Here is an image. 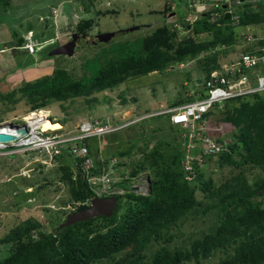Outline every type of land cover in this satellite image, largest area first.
<instances>
[{"label":"trees","instance_id":"obj_1","mask_svg":"<svg viewBox=\"0 0 264 264\" xmlns=\"http://www.w3.org/2000/svg\"><path fill=\"white\" fill-rule=\"evenodd\" d=\"M263 1L260 0L256 8L249 7L246 2L237 7L235 14L240 15L239 27L234 25L232 15L213 23L210 11L194 22L188 21L183 14L182 26L175 23L157 28L148 37L132 45L127 43L124 50L121 48L107 60L92 62L87 66L93 71L91 75H88L89 70L88 73L84 71L76 79L68 71L59 70L52 76L26 84L19 91L13 90L10 95L22 92L34 104L30 112L48 109L49 102L88 97L95 91L113 89L130 78L165 72L173 62L184 63L190 58L198 60L200 70L209 78L210 73L220 67L221 55L228 54L222 48L239 42L238 28L264 25ZM54 2L56 0L49 1ZM81 2L89 12V4ZM173 4L178 5L177 2ZM51 9L49 6L45 10L50 13ZM166 10L165 15L168 11L172 13L170 6ZM96 14L102 15V12L96 11ZM94 25L93 18L83 19L77 29L80 34L88 35ZM142 27L126 30L131 33ZM181 29L190 36L178 44L176 39ZM206 35L207 39L197 40ZM175 42L179 49L172 52ZM20 44L22 40L11 47L17 50ZM181 103L179 101L174 106ZM215 111L222 118L213 125H231L235 138L232 143L225 144L228 151L204 157L202 164L195 161L191 180L187 179L189 172L184 167L186 139L174 148L176 156L171 161L162 152L167 144H157L152 152L144 154V158L131 167L127 177H122L115 185L124 189V194L101 198L97 197L80 168L83 160L63 150L56 156V161L61 172L60 182L68 185L72 210L59 212L64 219L52 231L44 229L43 224L33 218L12 226L11 232L0 241L12 244L9 255L0 258V264H102L104 261H113L112 264H203L218 252L220 261L216 264H264V93L228 101L223 110ZM215 111L206 114L203 122L217 114ZM3 120L4 117L0 118V123L6 122ZM126 154L129 153L122 155ZM195 154L201 157L200 150ZM92 158L95 161L93 173L102 174L108 161L102 162L93 154ZM208 161H217L221 167L248 165L259 170L260 174L251 182L240 172L216 187L212 178L205 179L201 169ZM76 163L79 172H76ZM146 171L151 175L150 193L137 195L130 192L127 183L135 182ZM26 183L34 186L31 182ZM199 191L206 201L199 198ZM96 198H114L113 212L90 218L76 217L90 210ZM63 205L68 204L63 202ZM211 216L216 220L211 221ZM190 220L199 221V226L208 229L188 233L182 241L184 247H181L177 241L180 238L178 232Z\"/></svg>","mask_w":264,"mask_h":264},{"label":"rangeland","instance_id":"obj_2","mask_svg":"<svg viewBox=\"0 0 264 264\" xmlns=\"http://www.w3.org/2000/svg\"><path fill=\"white\" fill-rule=\"evenodd\" d=\"M49 1L0 0V113L2 112L0 118L4 117L3 121L22 120L34 106L22 92L11 96L13 90L19 91L26 84L52 76L59 70L68 71L76 79L80 78L84 71L88 73L89 70L88 75H91L93 71H90L88 65L107 60V57L118 53L121 48L124 50L127 43L132 45L135 41L148 37L155 29L166 25L170 27L178 23V26H182L183 14L186 16L191 14L196 16L195 18H200L204 14L203 11L201 13L195 11L204 0H182V5L178 0H56L52 4ZM81 1L89 4L91 8L89 12L85 10ZM259 1L249 0L247 5L256 8ZM176 2L180 6L174 7L173 3ZM49 6H52L50 13L45 10ZM169 6L172 13L168 11L165 15ZM96 11H101L102 15H97ZM107 11L110 12L105 13ZM89 18L95 20V25L88 30V37L99 38L106 33L119 35L104 41L99 38L91 44L82 43L84 40L80 38V45L78 42L75 45L83 47L72 50L70 45L73 44V34L79 33L77 29L79 23ZM186 18L191 22V17ZM140 26L144 28L131 33L126 30ZM256 32H259V29ZM179 34V38L176 39L178 44L190 36L189 33H183V29ZM207 38L206 35L197 40ZM19 40H22V44L14 50L15 48L11 46L17 45ZM30 41L36 43L33 54L24 49ZM176 42L172 52L179 49ZM243 46L244 42L240 38L235 46L227 50V56L225 54L220 60L226 63L230 56L237 57L243 52ZM204 78L198 60L190 58L184 63L173 62L165 72L130 78L113 89L95 91L88 97L49 102L48 109L42 108L44 112L39 115L43 119L61 122L63 125L61 133L70 134H74L81 122L90 116L102 121L112 119L118 124H124L139 116L163 109V104L174 106L182 100L185 103V93L190 89L202 90ZM92 100L94 101L91 103ZM221 118L222 115L217 113L206 119L204 125L206 128L211 126V129L205 132L225 144H230L235 138L234 128L224 123L213 125ZM15 123L21 124L20 121ZM186 133L183 128L173 126L168 116L160 115L148 117L117 133L89 139L88 144L94 156L99 158L102 154L108 161L117 159L119 163L116 166L115 177L122 178L127 177L131 167L141 161L144 154L152 152L160 142L167 144L162 152L168 156L169 161L174 159L176 156V153H173L174 148L184 143ZM228 150L227 148L226 151ZM125 153L129 154L122 155ZM121 168L123 170L121 172L124 173L119 172ZM201 169L205 179L212 178L216 187L240 172H243L251 182L260 174L259 170L248 165L242 168L230 164L221 167L217 161H208ZM149 174L146 171L140 175L149 183L147 195L151 191ZM60 177L59 162L50 154L39 151L10 157L0 154V241L11 232L12 226L28 218L38 220L44 229L50 231L62 222L64 216L61 217L59 212H67L72 210V207L69 205L68 185L60 182ZM26 182H31L34 186L30 187ZM134 183L132 180L129 181L127 189ZM198 196L204 200L201 191L198 192ZM63 202H67L68 205L63 207ZM211 218V221L216 220L213 216ZM198 222L190 220L179 229L180 232L177 231L180 234L177 241L181 247H184L182 241H185L188 233H199L202 229H208L199 226ZM210 224L211 222L208 223ZM11 246L12 244L0 242V258L9 255ZM218 253L213 254L203 264H216L220 261L217 258ZM112 263L113 261L102 262Z\"/></svg>","mask_w":264,"mask_h":264},{"label":"built area","instance_id":"obj_3","mask_svg":"<svg viewBox=\"0 0 264 264\" xmlns=\"http://www.w3.org/2000/svg\"><path fill=\"white\" fill-rule=\"evenodd\" d=\"M204 3L203 8L211 12L213 23L224 16L232 15L234 25L239 27L240 15L235 14V10L242 4L241 0H204ZM246 3H249V0H246ZM257 29L259 32H256ZM240 36L241 41L244 42L243 52H240L237 57L230 58L226 63L222 62L221 68L211 72L209 78L205 76L202 89L203 92H207L205 97L153 114L139 116L124 124H118L112 119L102 121L95 116H90L81 122L74 134L45 131L43 121L47 119L39 115L42 111L31 112L23 118L21 124H16L15 121L0 124V135L13 137L9 141H0V154L12 156L39 151L56 157L66 150L74 158L83 160L80 168L98 198L118 196L125 193L124 189L115 186L122 179L115 177L119 161L111 159L102 174H94L95 161L92 158L88 140L114 134L148 117L169 115L172 125L183 129L189 128L184 135V139L187 140L184 167L189 172L187 179L191 180L196 162L202 164L205 156L227 150L225 143L213 139L205 132L208 127L204 125V116L215 110H223L228 101L264 93V25L259 28L248 26L246 31L240 33ZM35 44L30 41L24 49L33 54ZM230 48L223 47L222 50ZM196 150H200L201 157L195 154ZM101 161L103 162L104 159ZM78 167L76 163V172H79ZM148 187L149 183L145 181V178L139 176L129 191L137 195H146Z\"/></svg>","mask_w":264,"mask_h":264},{"label":"water","instance_id":"obj_4","mask_svg":"<svg viewBox=\"0 0 264 264\" xmlns=\"http://www.w3.org/2000/svg\"><path fill=\"white\" fill-rule=\"evenodd\" d=\"M243 1L244 0H242V2ZM198 10H200V9H198ZM116 35H119V34H117V33H114V34L106 33V34L100 36L99 38L102 41L110 40L113 38V36H116ZM80 38H82L84 40L82 43L91 44L96 40L97 37L91 38V37H88L87 35H84V34H80V33L75 34L73 36V40H72L73 44L70 45L72 50H79L83 47L82 45L80 47L75 45L76 42H78V45H80V43H79ZM205 96H207V92L202 94V97H205ZM12 139H13L12 136L0 135V141H9ZM114 207H115V199L114 198L108 199V200H100V199L96 198L92 201V207L90 210L79 213V215L77 214L76 217H79L81 219V218H85V217L90 218L92 216L100 215V214H108L109 215L113 212Z\"/></svg>","mask_w":264,"mask_h":264},{"label":"clouds","instance_id":"obj_5","mask_svg":"<svg viewBox=\"0 0 264 264\" xmlns=\"http://www.w3.org/2000/svg\"><path fill=\"white\" fill-rule=\"evenodd\" d=\"M242 1V0H241ZM243 2H246V0H244ZM203 4L202 5H199V6H197L196 8H195V11L196 12H198V13H201L202 11L205 13L207 10L205 9V8H203L204 6H205V3H204V1L202 2ZM174 7H176V6H174ZM178 8V7H177ZM189 8H191L190 6H189ZM198 9H200V10H198ZM188 17H191V22H194V21H196V19L197 18H195L196 16H192L191 14L189 15H187ZM186 19H188V21H190V19L189 18H186ZM250 26H254V25H250ZM260 26H257V28H259ZM239 29V34L242 32V31H246L247 30V28L246 29H244L243 30V28H238ZM232 48V47H231ZM230 48V49H231ZM230 49H226V50H230ZM226 50H224V51H226ZM227 56V55H226ZM221 57L222 58H224V55H221ZM229 58H232V56H230ZM222 60H220L219 61V63H220V67L218 68V69H215V70H219L220 68H221V64H222ZM214 71V70H213ZM212 71V72H213ZM206 76V75H205ZM200 91H202V90H200ZM203 92V91H202ZM203 93H205V92H203ZM198 100V99H197ZM195 101V100H194ZM192 102V101H191ZM186 104V103H185ZM182 105V104H181ZM174 107V106H173ZM36 112H39V111H42V112H44V109H37V110H35ZM35 111H31V112H35ZM30 112V113H31ZM212 112H214V111H212ZM216 112V111H215ZM30 113L29 114H27V116L28 115H30ZM156 113V112H155ZM210 113V112H209ZM216 113H218V112H216ZM148 115V114H147ZM24 118V117H23ZM18 121H23V119L22 120H17V121H15V122H18ZM50 121H52V123L54 122V123H60L61 125H62V123L61 122H59V121H57V120H54V119H50ZM174 126V125H173ZM130 127V126H129ZM128 128V127H127ZM177 128H180V127H177ZM53 131H56V132H62L63 131V125H62V128L61 129H58V130H53ZM209 134V133H208ZM210 135V134H209ZM213 139H215V138H213ZM217 140V139H216ZM217 141H219V140H217ZM219 142H222V141H219ZM223 143V142H222ZM220 153V152H219ZM218 154V153H217ZM217 154H214V155H217ZM211 156H213V155H211ZM207 157H209V156H205V158H207ZM98 159H100V161H101V159H104V161L105 160H107L102 154L100 155V157L98 158ZM108 161V160H107ZM109 162V161H108ZM121 171H123L122 170V168H121ZM150 186H151V183H150Z\"/></svg>","mask_w":264,"mask_h":264},{"label":"crops","instance_id":"obj_6","mask_svg":"<svg viewBox=\"0 0 264 264\" xmlns=\"http://www.w3.org/2000/svg\"><path fill=\"white\" fill-rule=\"evenodd\" d=\"M185 85H187V84H185ZM201 94H203V92L202 91H196V90H189V91H187L186 93H185V103H189V102H191V101H194V100H197V99H199V98H201L202 96H201ZM193 99V100H192ZM182 102H183V100H182ZM185 103H183V104H185ZM163 106H164V108L163 109H161V110H166V109H168V108H170V107H173V106H169V105H165V104H163ZM160 111V110H159ZM159 111H157V112H159ZM153 114V113H152ZM166 116H168L169 117V115H166ZM170 118V117H169Z\"/></svg>","mask_w":264,"mask_h":264},{"label":"bare ground","instance_id":"obj_7","mask_svg":"<svg viewBox=\"0 0 264 264\" xmlns=\"http://www.w3.org/2000/svg\"><path fill=\"white\" fill-rule=\"evenodd\" d=\"M43 124H44L43 128H44L45 131H47V130H57V129L62 128L60 123H54V122L52 123V121H50V119L44 120Z\"/></svg>","mask_w":264,"mask_h":264}]
</instances>
